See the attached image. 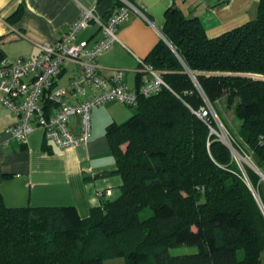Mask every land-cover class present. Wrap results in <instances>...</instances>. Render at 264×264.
I'll use <instances>...</instances> for the list:
<instances>
[{"label":"trees","instance_id":"trees-1","mask_svg":"<svg viewBox=\"0 0 264 264\" xmlns=\"http://www.w3.org/2000/svg\"><path fill=\"white\" fill-rule=\"evenodd\" d=\"M161 34L142 60L168 89L139 96L127 121L105 129L115 168L101 176L120 178L119 196L85 219L73 206L10 208L0 197V264H260L264 216L229 149L194 112L224 102L241 121L229 133L234 148L264 162V0L253 20L215 38L174 4ZM180 246L193 251L171 253Z\"/></svg>","mask_w":264,"mask_h":264},{"label":"crops","instance_id":"crops-1","mask_svg":"<svg viewBox=\"0 0 264 264\" xmlns=\"http://www.w3.org/2000/svg\"><path fill=\"white\" fill-rule=\"evenodd\" d=\"M258 1L134 0L138 11L132 10L128 20L118 26L117 41L99 61L106 69L121 70L124 84L129 90H136L137 60L145 59L163 39L165 13L174 4L186 16L198 17L207 37L215 38L253 20ZM121 4V0H0V51L8 60H32L39 52L38 44L54 42L83 9L106 19ZM19 9H22L20 18L11 23L10 17ZM100 38L98 27L91 25L76 42L91 44ZM72 73L68 70L62 80ZM140 77L141 85L144 77ZM132 114L117 102L95 107L91 111L87 143L60 150L45 140L40 130L32 132L23 144L13 139L8 130L15 119L0 100V197L4 204L10 208L73 206L79 217L85 219L92 208L116 199L120 194V178L101 176L115 168L105 129L111 123H124ZM259 166L257 190L264 201V162ZM105 189H111V196L98 198L96 193ZM103 264H124V261L114 258ZM260 264H264V252L260 255Z\"/></svg>","mask_w":264,"mask_h":264},{"label":"built area","instance_id":"built-area-1","mask_svg":"<svg viewBox=\"0 0 264 264\" xmlns=\"http://www.w3.org/2000/svg\"><path fill=\"white\" fill-rule=\"evenodd\" d=\"M121 1L122 4L113 8L106 19L83 9L77 20L54 42L38 44L39 52L34 59L4 58L1 61L0 100L15 119L8 130L13 139L23 144L32 132L40 130L44 139L60 150L79 147L89 140L93 108L107 102L135 107L139 96L147 98L163 88L168 89L161 72L142 59L137 60L136 72L144 79L137 90L128 89L121 70L106 69L101 65L99 58L117 41L118 26L128 20L132 10L138 11L125 0ZM91 25L98 27L101 38L91 44L77 43L76 38ZM68 70L73 73L63 81ZM194 114L208 125L211 135H216L214 127L208 124L209 120L214 123L217 118L209 102L205 101ZM74 127H77V133H74ZM219 137L231 155L241 154L250 159L246 153L234 148L229 134L227 138ZM260 143L264 144V137ZM241 159L247 163L245 158ZM236 164L264 216V201L251 184L244 166ZM86 171L91 172V169ZM96 196L108 198L111 189L100 190Z\"/></svg>","mask_w":264,"mask_h":264},{"label":"rangeland","instance_id":"rangeland-1","mask_svg":"<svg viewBox=\"0 0 264 264\" xmlns=\"http://www.w3.org/2000/svg\"><path fill=\"white\" fill-rule=\"evenodd\" d=\"M126 108L129 111H131V113L135 112V108H129V107H126ZM214 111H215V114L217 116V118L214 121V128H213L214 131L216 132V135L215 134H212V135L217 140H219L221 142L222 140L219 136L223 137V135H224V137L227 138V134H229V133L233 134V135L238 133L239 127L241 125V121L235 115L234 111L231 108H228L224 102H220L219 105L218 104L216 105ZM246 154L248 156H250V154L248 152H246ZM239 155L240 156H238L237 154H234V156H233V154H232L231 157L233 156L234 160L238 164L243 165L245 169H247V168L251 169L253 172H255V174L258 172L257 169H259V171H261V168L259 165H257V164L254 165L248 157L246 158V156L244 157L241 154H239ZM241 157L245 158L248 164L245 163L241 159ZM191 251H193V248L180 246V247L172 249L171 253L174 255H179V254H183V253H187V252H191ZM114 262H116V261H114Z\"/></svg>","mask_w":264,"mask_h":264},{"label":"water","instance_id":"water-1","mask_svg":"<svg viewBox=\"0 0 264 264\" xmlns=\"http://www.w3.org/2000/svg\"><path fill=\"white\" fill-rule=\"evenodd\" d=\"M162 38H163L164 41H166L165 38H164L163 36H162Z\"/></svg>","mask_w":264,"mask_h":264}]
</instances>
